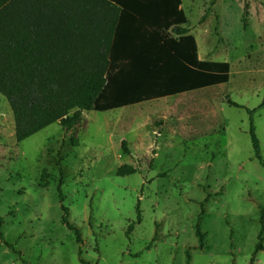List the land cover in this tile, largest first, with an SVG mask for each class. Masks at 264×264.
I'll use <instances>...</instances> for the list:
<instances>
[{
	"label": "rangeland",
	"instance_id": "1",
	"mask_svg": "<svg viewBox=\"0 0 264 264\" xmlns=\"http://www.w3.org/2000/svg\"><path fill=\"white\" fill-rule=\"evenodd\" d=\"M183 8L229 82L84 111L22 142L0 93V264H264V0Z\"/></svg>",
	"mask_w": 264,
	"mask_h": 264
},
{
	"label": "trees",
	"instance_id": "2",
	"mask_svg": "<svg viewBox=\"0 0 264 264\" xmlns=\"http://www.w3.org/2000/svg\"><path fill=\"white\" fill-rule=\"evenodd\" d=\"M188 21L183 0H0V93L10 101L17 140L56 122L72 130L84 111L229 82L230 63L202 60ZM251 136L263 161L254 126ZM62 208L82 242L69 208ZM262 220L257 250H264V211Z\"/></svg>",
	"mask_w": 264,
	"mask_h": 264
}]
</instances>
